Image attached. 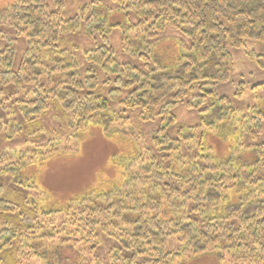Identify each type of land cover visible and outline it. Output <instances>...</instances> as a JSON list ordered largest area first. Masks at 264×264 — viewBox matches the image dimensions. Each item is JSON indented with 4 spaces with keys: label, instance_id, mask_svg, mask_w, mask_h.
<instances>
[{
    "label": "trees",
    "instance_id": "trees-1",
    "mask_svg": "<svg viewBox=\"0 0 264 264\" xmlns=\"http://www.w3.org/2000/svg\"><path fill=\"white\" fill-rule=\"evenodd\" d=\"M64 2L0 9V144L22 139L0 149V264H264V115L239 113L215 91L229 47L264 41V0H110L121 11L93 0L69 17ZM169 30L180 36L174 51L158 47ZM72 35L87 45L67 47ZM179 105L200 122L173 136ZM133 112L161 124L148 141L131 139L133 156L113 157L117 181L68 196L38 181L49 160L79 152L86 130L122 132L114 126ZM51 113L58 127L28 140L25 126ZM171 237L178 247L167 251Z\"/></svg>",
    "mask_w": 264,
    "mask_h": 264
},
{
    "label": "rangeland",
    "instance_id": "rangeland-1",
    "mask_svg": "<svg viewBox=\"0 0 264 264\" xmlns=\"http://www.w3.org/2000/svg\"><path fill=\"white\" fill-rule=\"evenodd\" d=\"M15 0H0V9L5 5L10 4ZM93 0H65L63 16L69 17L79 11V8ZM104 4L112 11L120 10L119 4H114L110 0H103ZM123 11V10H122ZM120 21L126 18L124 15L116 17ZM12 34V33H11ZM180 38V36L172 30L166 31L160 37L161 41L159 48L173 50L174 42L170 39ZM112 45L120 53V31L116 30L111 35ZM25 43L22 38L16 41V53L19 54L24 48ZM71 44L82 46L87 45V40L81 35H72L68 38L67 47ZM166 45V46H165ZM165 46V47H163ZM170 47V49H169ZM231 61L227 80L215 83V91L218 96H226L229 99L231 107L239 113H246L251 107H258L264 115V67L260 66L256 55L264 56V41L245 39L242 47H229ZM121 61H131L136 65H142L143 60L137 58H128L123 54L119 55ZM154 65V63H152ZM262 84V85H261ZM120 107L116 106L119 111ZM176 116V123L169 126L170 133L175 136V130L178 126H189L200 122V115L195 109L186 108L184 105H179L173 110ZM54 113L42 117L38 121L30 122L24 128V134L38 133L40 128L50 130L57 128L59 123L54 119ZM129 124L124 127L115 125L114 128H122V132H112L106 136L101 128L93 126L86 130L83 138L79 139V152L75 156H59L48 161L46 166H42L37 173L38 181L41 179L50 185V189L56 190L62 196L73 195L82 189L88 187H104L111 181H117L121 173V168L113 161L125 156H133L135 145L131 139L134 136H141L142 140H147L155 129L160 126L161 120L155 117L153 120H145L136 116V112L129 114ZM63 133V132H62ZM264 138V130L260 134L259 139ZM148 141V140H147ZM2 142V141H0ZM142 142V141H141ZM22 139H17L15 142L0 144V149L4 147L21 145ZM70 144V143H69ZM100 245L96 251L98 257L103 256L108 251L109 241ZM178 247L174 237L167 238L164 248L171 251ZM184 264H217L216 261L209 256L195 258V260L186 261ZM230 264H234L230 262Z\"/></svg>",
    "mask_w": 264,
    "mask_h": 264
}]
</instances>
